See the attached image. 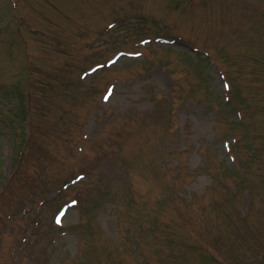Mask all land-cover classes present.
<instances>
[{"label":"rangeland","instance_id":"1","mask_svg":"<svg viewBox=\"0 0 264 264\" xmlns=\"http://www.w3.org/2000/svg\"><path fill=\"white\" fill-rule=\"evenodd\" d=\"M0 264H264V0H0Z\"/></svg>","mask_w":264,"mask_h":264},{"label":"trees","instance_id":"2","mask_svg":"<svg viewBox=\"0 0 264 264\" xmlns=\"http://www.w3.org/2000/svg\"><path fill=\"white\" fill-rule=\"evenodd\" d=\"M47 107L45 106H41L40 110H39V113L42 117H46L47 116Z\"/></svg>","mask_w":264,"mask_h":264}]
</instances>
